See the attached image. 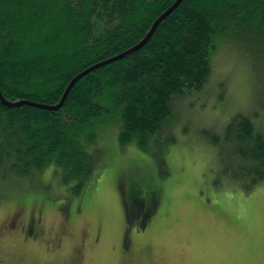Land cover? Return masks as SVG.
I'll return each instance as SVG.
<instances>
[{"label":"trees","instance_id":"1","mask_svg":"<svg viewBox=\"0 0 264 264\" xmlns=\"http://www.w3.org/2000/svg\"><path fill=\"white\" fill-rule=\"evenodd\" d=\"M175 1L0 0L2 97L57 105L75 76L139 44ZM213 39L242 50L264 93V0H182L139 49L76 81L60 108L0 100V189L20 184L25 195L24 184L36 188L53 168L58 185L81 195L100 164L87 150L98 125L115 114L119 143L144 148L169 118L173 99L207 82ZM213 141L220 147L216 189L248 194L264 182V121L255 129L238 114ZM121 195L127 226L139 232L155 198L146 199L135 181Z\"/></svg>","mask_w":264,"mask_h":264},{"label":"rangeland","instance_id":"2","mask_svg":"<svg viewBox=\"0 0 264 264\" xmlns=\"http://www.w3.org/2000/svg\"><path fill=\"white\" fill-rule=\"evenodd\" d=\"M213 44L207 82L173 99L144 148L119 143L115 114L98 125L87 150L100 164L81 195L58 185L53 168L25 195L20 184L0 189V264H264V182L248 194L212 183L213 137L238 114L262 130L264 93L242 50ZM128 181L156 202L139 232L126 223Z\"/></svg>","mask_w":264,"mask_h":264},{"label":"water","instance_id":"3","mask_svg":"<svg viewBox=\"0 0 264 264\" xmlns=\"http://www.w3.org/2000/svg\"><path fill=\"white\" fill-rule=\"evenodd\" d=\"M182 0H176L175 1V3L171 6V7H169L162 15H160L156 20H155V22L153 23V25H152V27H151V29H150V31L146 34V36L142 39V41L139 43V44H137L136 46H134V47H132L131 49H129V50H127V51H124L123 53H121V54H118V55H116V56H114V57H112V58H109V59H107V60H105V61H102V62H100V63H98V64H95V65H93V66H91V67H89V68H87L85 71H83V72H81L80 74H78L77 76H75L71 81H70V83L68 84V86H67V88H66V90L64 91V93H63V95H62V98H61V100H60V102L57 104V105H43V104H38V103H34V102H31V101H18V102H13V103H10V102H8V101H6L3 97H2V95H1V93H0V100H1V102L3 103V104H5V105H7V106H9V107H11V106H19V105H22V104H29V105H31V106H34V107H38V108H43V109H49V110H56V109H58V108H60L62 105H63V103H64V101H65V99H66V97H67V95H68V93H69V91L71 90V88L73 87V85L76 83V81H78L81 77H83L85 74H87V73H89V72H91V71H93V70H95L96 68H99V67H101V66H104V65H106V64H109V63H112V62H114V61H117V60H120V59H122L125 55H127L128 53H130V52H132V51H135V50H137V49H139L151 36H152V34L154 33V31H155V29H156V27L158 26V24L168 15V14H170L179 4H180V2H181Z\"/></svg>","mask_w":264,"mask_h":264}]
</instances>
